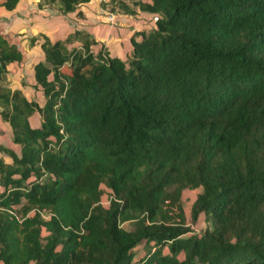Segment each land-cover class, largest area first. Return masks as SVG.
I'll return each mask as SVG.
<instances>
[{"label": "trees", "instance_id": "obj_1", "mask_svg": "<svg viewBox=\"0 0 264 264\" xmlns=\"http://www.w3.org/2000/svg\"><path fill=\"white\" fill-rule=\"evenodd\" d=\"M90 1L37 6L80 15ZM99 6L154 25L123 57L81 29L28 38L39 99L8 84L23 54L0 35L17 148L0 146V264H264V0Z\"/></svg>", "mask_w": 264, "mask_h": 264}, {"label": "crops", "instance_id": "obj_2", "mask_svg": "<svg viewBox=\"0 0 264 264\" xmlns=\"http://www.w3.org/2000/svg\"><path fill=\"white\" fill-rule=\"evenodd\" d=\"M1 2L2 0H0V35L19 48L23 54L21 61L24 60L23 46L26 43L28 46V38L41 33L46 34L50 39H62L71 31L81 29L86 31L96 41L105 45L118 38L126 43L123 46L130 51L133 30L138 28V22L132 19L134 15L129 14H116L114 16L115 23H108L106 16L103 15H106L107 12L97 6L92 7L91 2L93 0L79 6L80 15L77 12L62 14L50 8L39 9L37 6L38 0H19L17 6L11 11L1 6ZM112 55L123 57L120 54ZM0 154L4 153L1 152ZM4 157L7 159L5 155Z\"/></svg>", "mask_w": 264, "mask_h": 264}, {"label": "rangeland", "instance_id": "obj_3", "mask_svg": "<svg viewBox=\"0 0 264 264\" xmlns=\"http://www.w3.org/2000/svg\"><path fill=\"white\" fill-rule=\"evenodd\" d=\"M100 1L101 0H93V2H91V6L92 7L97 6L100 9H102L99 6ZM103 1H107V0H103ZM102 10L107 12L106 15L103 14L104 16H106V21L110 24H114L115 23L114 16L116 15V13L109 12L106 9H102ZM109 16L113 18L112 21L109 20ZM132 19H135V21L138 22V28L134 29L133 31L148 30L152 28L154 25V15L152 14L138 12L134 15ZM124 44H126L124 43V41H121L120 39L117 38L110 41L107 45L110 48L111 54H120L121 56H124L123 54H126L128 51L126 50V47L123 46ZM23 47H24L23 49L24 60L19 63H13L8 66L6 80L8 81L9 85L20 88L23 94L28 99H39L37 87L34 85L32 79V72H31L32 69L31 66L29 65L34 61L42 59V53L38 47L36 48L28 47L27 43ZM31 122L32 124H34L36 122L35 118H32ZM0 145L5 147H12L17 151L16 146H14L11 142L8 125L6 122L2 120H0ZM200 192H201V188H196L193 190L185 189L182 192V206L189 221H190L189 211L191 208V204L194 202L197 194ZM110 193H111L110 190H106L105 194H103L101 197V203L104 206L108 204ZM193 227L196 230L202 231L205 228V224L203 222H199L197 225ZM43 234L45 235V233Z\"/></svg>", "mask_w": 264, "mask_h": 264}, {"label": "built area", "instance_id": "obj_4", "mask_svg": "<svg viewBox=\"0 0 264 264\" xmlns=\"http://www.w3.org/2000/svg\"><path fill=\"white\" fill-rule=\"evenodd\" d=\"M112 19H113V18H112L111 16H109V20H111V21H112Z\"/></svg>", "mask_w": 264, "mask_h": 264}]
</instances>
